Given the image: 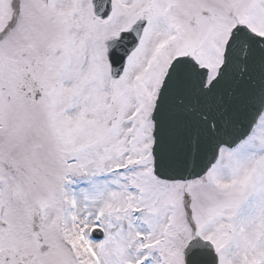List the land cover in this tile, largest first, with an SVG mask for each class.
I'll return each mask as SVG.
<instances>
[{"label":"snow or ice","instance_id":"obj_1","mask_svg":"<svg viewBox=\"0 0 264 264\" xmlns=\"http://www.w3.org/2000/svg\"><path fill=\"white\" fill-rule=\"evenodd\" d=\"M0 264H264V0H0Z\"/></svg>","mask_w":264,"mask_h":264}]
</instances>
